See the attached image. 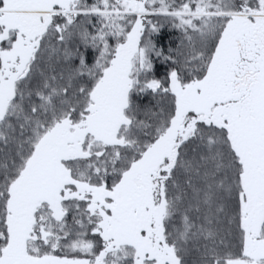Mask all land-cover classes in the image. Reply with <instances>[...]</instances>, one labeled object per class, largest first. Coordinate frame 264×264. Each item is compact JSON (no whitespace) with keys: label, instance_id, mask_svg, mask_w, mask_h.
Wrapping results in <instances>:
<instances>
[{"label":"snow or ice","instance_id":"1","mask_svg":"<svg viewBox=\"0 0 264 264\" xmlns=\"http://www.w3.org/2000/svg\"><path fill=\"white\" fill-rule=\"evenodd\" d=\"M0 264H264V0H0Z\"/></svg>","mask_w":264,"mask_h":264},{"label":"trees","instance_id":"2","mask_svg":"<svg viewBox=\"0 0 264 264\" xmlns=\"http://www.w3.org/2000/svg\"><path fill=\"white\" fill-rule=\"evenodd\" d=\"M162 30L159 35L156 37L157 43L164 48L175 47V42L180 39V34L178 31L172 29V27L167 24V22H162ZM155 74L158 77H163L164 73L167 71V65H165L162 61H155ZM166 103V101H164ZM138 104L141 105L142 108L155 107L161 105V98L148 96V97H140L137 101ZM143 119V115L140 117Z\"/></svg>","mask_w":264,"mask_h":264}]
</instances>
